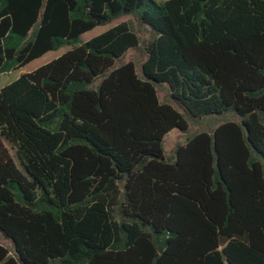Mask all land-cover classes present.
<instances>
[{
	"label": "trees",
	"instance_id": "1",
	"mask_svg": "<svg viewBox=\"0 0 264 264\" xmlns=\"http://www.w3.org/2000/svg\"><path fill=\"white\" fill-rule=\"evenodd\" d=\"M65 45L0 90V264H264V0H0V76ZM161 83L235 119L167 157Z\"/></svg>",
	"mask_w": 264,
	"mask_h": 264
},
{
	"label": "rangeland",
	"instance_id": "2",
	"mask_svg": "<svg viewBox=\"0 0 264 264\" xmlns=\"http://www.w3.org/2000/svg\"><path fill=\"white\" fill-rule=\"evenodd\" d=\"M165 0H156V2L161 3ZM128 21L131 23L135 31L140 37V47H135L129 49L121 58L117 59L114 67L119 66L123 62L132 61L135 64L136 71L140 77H143L142 73V63L145 60V53L143 50L144 45L152 39L153 33L151 32L149 25H143L142 27L139 26L138 22L132 15H124L121 16L114 21L100 25L95 27L94 29L84 33L81 37L82 41H86L93 36L109 29L110 27L123 22ZM71 46L65 45L59 49L51 50L46 52L44 55L32 60L31 62L27 63L26 65L12 70L10 72L2 73L0 76V90L5 85L11 83L15 79H17L21 74L30 72L43 64L50 62L51 60L61 56L67 50H69ZM157 93L159 100L163 103L167 102L170 103L173 107L178 109L181 113L184 114L185 118L188 121V128L186 130H181L179 128H173L170 130L164 137L162 144L164 147V153L167 157H170L174 153V149L178 144H181L186 141L188 137H191L198 131L203 130H211L213 129L218 123H221L226 120L235 119V116L231 113H224L220 115H212L208 116L203 119H194L186 111L181 108L171 97L169 87L165 83L156 84ZM237 119V117H236ZM0 242L3 243L6 247H9L13 251V243L11 239L5 237L2 233H0Z\"/></svg>",
	"mask_w": 264,
	"mask_h": 264
}]
</instances>
